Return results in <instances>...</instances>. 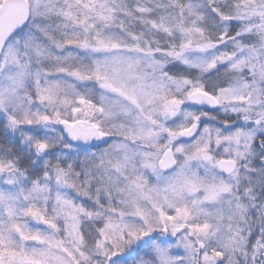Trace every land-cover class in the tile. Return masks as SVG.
Instances as JSON below:
<instances>
[{
    "label": "snow or ice",
    "instance_id": "6c2138e0",
    "mask_svg": "<svg viewBox=\"0 0 264 264\" xmlns=\"http://www.w3.org/2000/svg\"><path fill=\"white\" fill-rule=\"evenodd\" d=\"M0 132V264H264V0H0Z\"/></svg>",
    "mask_w": 264,
    "mask_h": 264
},
{
    "label": "trees",
    "instance_id": "16d2710c",
    "mask_svg": "<svg viewBox=\"0 0 264 264\" xmlns=\"http://www.w3.org/2000/svg\"><path fill=\"white\" fill-rule=\"evenodd\" d=\"M182 67H183V66H177V68H176V69H173V70H174V71H179V70L182 69ZM213 114H215V113H213ZM209 122L211 123V121H209ZM41 131H43V130H41ZM3 142H4L3 133L0 132V144H3ZM102 147H103V146H102Z\"/></svg>",
    "mask_w": 264,
    "mask_h": 264
},
{
    "label": "water",
    "instance_id": "95a60500",
    "mask_svg": "<svg viewBox=\"0 0 264 264\" xmlns=\"http://www.w3.org/2000/svg\"><path fill=\"white\" fill-rule=\"evenodd\" d=\"M209 111H211L210 109H208ZM62 128V126H60ZM101 146V145H100Z\"/></svg>",
    "mask_w": 264,
    "mask_h": 264
}]
</instances>
